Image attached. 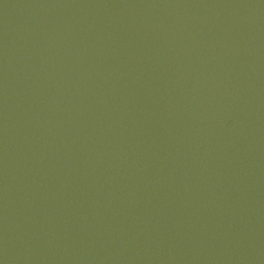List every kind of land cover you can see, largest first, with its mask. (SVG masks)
Masks as SVG:
<instances>
[{
	"label": "water",
	"instance_id": "95a60500",
	"mask_svg": "<svg viewBox=\"0 0 264 264\" xmlns=\"http://www.w3.org/2000/svg\"><path fill=\"white\" fill-rule=\"evenodd\" d=\"M0 60L111 83L264 97V0H0Z\"/></svg>",
	"mask_w": 264,
	"mask_h": 264
}]
</instances>
